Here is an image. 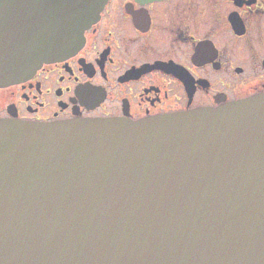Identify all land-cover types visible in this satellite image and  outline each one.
I'll use <instances>...</instances> for the list:
<instances>
[{
  "label": "water",
  "instance_id": "95a60500",
  "mask_svg": "<svg viewBox=\"0 0 264 264\" xmlns=\"http://www.w3.org/2000/svg\"><path fill=\"white\" fill-rule=\"evenodd\" d=\"M105 3L0 0V86L75 53ZM0 264H264V92L139 120L0 119Z\"/></svg>",
  "mask_w": 264,
  "mask_h": 264
},
{
  "label": "flooded vegetation",
  "instance_id": "af4514ba",
  "mask_svg": "<svg viewBox=\"0 0 264 264\" xmlns=\"http://www.w3.org/2000/svg\"><path fill=\"white\" fill-rule=\"evenodd\" d=\"M73 50L1 85L0 119L139 120L263 93L264 0H106ZM233 50L259 83L243 87Z\"/></svg>",
  "mask_w": 264,
  "mask_h": 264
},
{
  "label": "rangeland",
  "instance_id": "374dc122",
  "mask_svg": "<svg viewBox=\"0 0 264 264\" xmlns=\"http://www.w3.org/2000/svg\"><path fill=\"white\" fill-rule=\"evenodd\" d=\"M232 46H235L232 44ZM244 46V45H243ZM231 57L235 59L237 62L243 64L246 68V71L243 75L244 82L246 86H243L244 88L248 87V85H254L259 83L258 80H260V74L257 70H253V65H251L250 60L248 59L250 57V50H233L231 53Z\"/></svg>",
  "mask_w": 264,
  "mask_h": 264
}]
</instances>
